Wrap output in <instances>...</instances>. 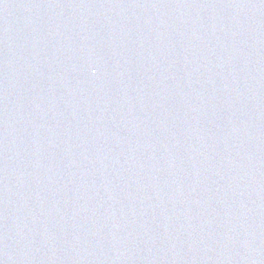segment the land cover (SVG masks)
Wrapping results in <instances>:
<instances>
[{
    "label": "water",
    "instance_id": "obj_1",
    "mask_svg": "<svg viewBox=\"0 0 264 264\" xmlns=\"http://www.w3.org/2000/svg\"><path fill=\"white\" fill-rule=\"evenodd\" d=\"M0 264H264V0H0Z\"/></svg>",
    "mask_w": 264,
    "mask_h": 264
}]
</instances>
